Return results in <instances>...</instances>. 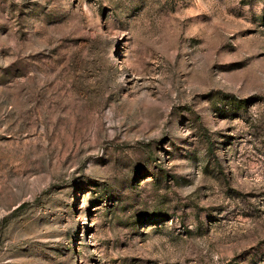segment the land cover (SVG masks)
Listing matches in <instances>:
<instances>
[{"label": "rangeland", "instance_id": "1", "mask_svg": "<svg viewBox=\"0 0 264 264\" xmlns=\"http://www.w3.org/2000/svg\"><path fill=\"white\" fill-rule=\"evenodd\" d=\"M0 264H264V0H0Z\"/></svg>", "mask_w": 264, "mask_h": 264}]
</instances>
